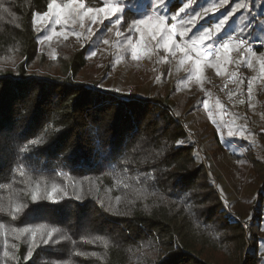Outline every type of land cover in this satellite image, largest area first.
Segmentation results:
<instances>
[{
  "label": "trees",
  "instance_id": "trees-1",
  "mask_svg": "<svg viewBox=\"0 0 264 264\" xmlns=\"http://www.w3.org/2000/svg\"><path fill=\"white\" fill-rule=\"evenodd\" d=\"M107 1L81 0L86 8ZM125 1L131 4L121 16L125 29L153 10L152 0ZM49 2L0 0V264H264V162L251 148L226 155L212 150L225 156L220 168L227 184L205 164L186 128L200 99L188 96L181 108L166 102L172 90L150 95L86 83L93 43L83 31L67 25L71 33L62 40L50 33L58 43L51 53L41 47L50 26L37 32L33 19ZM184 3L189 0L159 6L167 24L174 15L179 20L201 11V26L227 17L225 28L238 21L242 37L264 40V0H191L179 12ZM189 20L177 26L190 29ZM174 51L167 59L178 61ZM164 52L158 48L155 55ZM252 54L264 61V50ZM251 75L239 68L235 84L250 81L259 97L264 78ZM232 113L242 124V114ZM244 119L263 144L258 122ZM243 179L248 192L241 208L230 197L240 193ZM53 186L58 203L45 197ZM34 191L42 197L36 202ZM41 224L61 230L48 245L37 235L36 247L30 234L14 231ZM30 245L34 254L26 260Z\"/></svg>",
  "mask_w": 264,
  "mask_h": 264
},
{
  "label": "rangeland",
  "instance_id": "rangeland-1",
  "mask_svg": "<svg viewBox=\"0 0 264 264\" xmlns=\"http://www.w3.org/2000/svg\"><path fill=\"white\" fill-rule=\"evenodd\" d=\"M61 1V3H57L65 4L68 2V0ZM105 4H116L119 6L120 11L108 18H104L103 14H101L96 23H93L89 18H85L83 26H81L78 18L75 23L69 21L66 24L63 22L57 24L55 23L56 18L53 17L52 22L47 24L50 26L51 31L44 33L41 47L51 53L54 46L58 43L55 42L56 40L48 39L50 33H56L62 40L71 33L65 27L71 24L76 26L80 32L83 31L85 38L91 39L93 43L87 55L86 69L83 72L86 83L99 80V85L103 89L107 88L118 90L117 92H124L130 87H136L138 91L149 93L150 95L156 91L165 94L172 90L173 94L167 98L166 102L169 105L175 104L179 107L184 106L188 96H195L196 100L200 99L194 104L193 110L187 117L186 128L189 132H193L191 139L196 143L199 154L205 164L209 161L227 184V175L220 168V166L227 165L225 156L218 158L212 156V150L222 149L226 152V155L231 152L241 154L244 149L251 148L252 153L264 162V143H260L257 137L250 132L251 128L247 126L244 119L247 117L252 123L258 122V130H264V93L262 92L258 97L256 89L252 86L249 92L250 81H247L243 88H237L234 80L236 72L239 73V68H242L243 71L244 69H249L253 78L256 76L258 79L264 78V66H262L264 61L252 54L254 52L245 50L242 46H237L238 41L236 38H244L240 34L241 32L243 33V23L237 21L235 25L225 28L226 17L215 21L211 26H201L203 18L201 11H195L197 15L194 13L188 18L183 16L179 20L173 21L171 19L172 24L175 23L176 25L190 19V29L187 27L183 28L180 25V27L177 26V31L186 30V35L183 38L179 35L174 38L178 43H188L197 39L205 31L211 30V37L204 42L203 47L199 44L196 47L198 51H210L213 55L207 60H204L203 56L201 57V70L196 73L192 70L191 61L183 57L181 53L178 61L167 59L166 54L168 52L166 51L161 58L155 55L158 48H163L162 41L160 45H157L156 41L151 39V23L155 21L156 16L159 14L158 12L153 9L151 13L137 18L146 19L149 16L153 18L148 24L141 26L140 32H137L135 28L125 29L121 27L122 23L120 25L115 23L117 19L123 20L121 17L122 13L125 8L127 9V7L131 6L130 3L125 0H108ZM190 6L192 5L190 4ZM217 9L214 6L212 11ZM163 13L166 14L164 9ZM222 20L224 23L217 30L215 26ZM165 23L169 27L172 25L167 24V20ZM45 24L44 21L38 20L36 23L37 32ZM52 26L55 27V30H53ZM89 28H91V32H89ZM229 37H232V40L229 41V51L225 53L223 49H220V54L217 55V48ZM105 40L108 41L107 44L103 42ZM133 45L136 46L138 53V58L135 60L131 56ZM93 52L95 55H92ZM191 56L195 59L196 53L191 52ZM182 58L184 59L183 64L179 62ZM107 65L108 72L103 73L102 69ZM185 68H188L189 71L186 72ZM206 72L209 73L206 74ZM208 75L212 77L208 78ZM237 94H243V97L236 100L232 99ZM186 106L188 107V105ZM231 107L233 108L232 110L230 109ZM233 110L242 114V124L241 119L238 123L232 121L230 113ZM229 132L232 133L231 136H229ZM205 157H208V160ZM247 192L248 186H246L243 179L240 193L236 194L234 192L230 200L236 199L235 204L243 208L242 196ZM230 217L232 219L233 216ZM243 227L245 228L244 225ZM262 247L264 252V245Z\"/></svg>",
  "mask_w": 264,
  "mask_h": 264
},
{
  "label": "snow or ice",
  "instance_id": "snow-or-ice-1",
  "mask_svg": "<svg viewBox=\"0 0 264 264\" xmlns=\"http://www.w3.org/2000/svg\"><path fill=\"white\" fill-rule=\"evenodd\" d=\"M153 3V9L154 11L158 12L159 14L156 16L155 21L151 23V39L156 41L157 45H160L161 41L162 47L166 52H170V54L175 57L176 51L173 49L179 50V52L182 54L183 57L187 58L191 61V64L193 65V71L196 73H199L201 70V64L202 60L201 57L203 56L204 60H207L209 57H211L213 54L203 51L197 50V45L199 44L201 47H203L204 42L211 37V30L205 31L202 33L197 39L192 40L188 43H178L175 41V37L179 35L181 38H183L186 35V30L181 29L177 31V25L173 23L170 27L166 25V20L168 17L166 14L163 13L162 5H165L167 3V0H152ZM191 0H189V3H184L183 6L179 9V12H184L186 9L190 7ZM47 11H45L43 14H41L38 17L39 21H44L46 24L52 22V18L55 17V23H68L71 21L72 23L76 22V19L78 18L81 22V26H83V20L85 18H89L93 23L97 22V19L103 14L104 18H108L109 16H114L116 13L120 11V8L116 4H105L102 7L99 8H92V7H85V4L81 2V0H68L65 4L57 3V0H50V2L47 4ZM211 9H204L205 13L210 11ZM177 19V16H172V20L175 21ZM37 18L34 17L33 24L35 25L38 22ZM153 18L151 16L147 17L146 19H136L133 20L132 25H130V28H135L137 32L141 31V26H144L148 24L150 21H152ZM116 25H120L122 21L120 19H117L115 21ZM224 23V21H220L219 24H217L215 27L216 29H220L221 25ZM91 28H89V32H91ZM111 31V29H109ZM48 39H51V37H48ZM232 40V37H229L224 42H222L219 47L217 48V55L220 54V49H223L225 53L229 51V41ZM105 44L108 43L107 40L103 41ZM246 41L243 39L238 40L237 46H243L245 45ZM249 51H251L249 49ZM191 52H195L196 56L195 59L192 58ZM92 55H95L93 52ZM132 59L135 60L138 58V53L136 51V46L133 45V50L131 52ZM181 64L184 63V59L182 58L179 61ZM264 66V65H262ZM185 71L188 72L189 69L185 68ZM108 91H112L109 89ZM118 91V90H117ZM251 91V82H249V92ZM232 133L229 132V136H231ZM32 144H36L37 141L33 140L31 141ZM180 142H178L179 144ZM26 149H21V151H25ZM23 174V173H21ZM39 187V186H37ZM58 192L57 187L53 186L52 190L50 192L45 193V197L50 200L53 203H58L53 197V193ZM42 197L38 191H34L31 193V199L33 202H36L40 200ZM22 209L20 207H17L14 209L15 212H19ZM4 225L0 224V229H3ZM18 231L20 235L24 234H30L32 245H35L36 247H39L38 244H36L37 235H39L40 241L44 245H48L52 240L54 234L60 233V229L56 227L48 228L46 225H38L35 228L32 227H25ZM32 245L29 246V251L25 259H30L32 257L33 248ZM7 255V253H5Z\"/></svg>",
  "mask_w": 264,
  "mask_h": 264
},
{
  "label": "built area",
  "instance_id": "built-area-1",
  "mask_svg": "<svg viewBox=\"0 0 264 264\" xmlns=\"http://www.w3.org/2000/svg\"><path fill=\"white\" fill-rule=\"evenodd\" d=\"M239 39H243L246 41L245 45L242 46V48L245 50L249 51V49H250L251 50L250 52H254L257 49L264 50V40L260 41V40H248L245 38H236L237 41ZM242 97H243V94H237L232 99L236 100L237 98H242ZM232 219H233V217H232Z\"/></svg>",
  "mask_w": 264,
  "mask_h": 264
}]
</instances>
